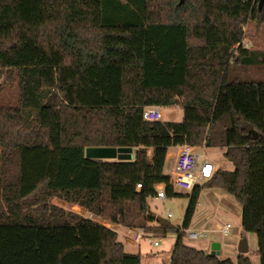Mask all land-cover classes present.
<instances>
[{
  "label": "trees",
  "instance_id": "trees-1",
  "mask_svg": "<svg viewBox=\"0 0 264 264\" xmlns=\"http://www.w3.org/2000/svg\"><path fill=\"white\" fill-rule=\"evenodd\" d=\"M58 18L0 0V264H145L114 225L178 233L168 264H252L186 244L178 227L154 225L149 197L166 184L169 148H224L217 169L191 195L189 227L203 186L233 195L264 264V81L237 67L264 66L244 44L264 25V0H48ZM1 96V95H0ZM180 104L183 119L146 120L149 105ZM257 133L258 137L253 138ZM92 146L133 147L132 159L89 158ZM166 264V263H161Z\"/></svg>",
  "mask_w": 264,
  "mask_h": 264
},
{
  "label": "rangeland",
  "instance_id": "rangeland-1",
  "mask_svg": "<svg viewBox=\"0 0 264 264\" xmlns=\"http://www.w3.org/2000/svg\"><path fill=\"white\" fill-rule=\"evenodd\" d=\"M48 3V0H24V13L31 14L32 11V14H36L34 17L36 19L55 20L58 18L57 9L53 5H48ZM243 42L249 48L264 49V25L260 27L254 21L247 23ZM237 73L243 80L257 79L264 81L263 65H240V67H237ZM18 94L17 85L7 84L2 88V92H0L1 103L16 104ZM161 109L164 115L163 119L165 120L180 121L183 119L184 112L180 104L166 107L161 106ZM204 146H198L196 151L203 152L201 148ZM223 152L224 148L220 146L209 147L207 149V155L215 163L217 169L233 170L234 164L224 156ZM117 159L122 160V158ZM173 190L174 194L167 196L165 199L157 198L156 196L149 197L150 209L155 216V220L151 221V224L160 225L157 222V218L162 217L169 220L172 226L180 228L184 235L185 233L182 229L184 228L185 217L193 192L176 185H174ZM199 201L200 203L198 202L199 204L192 217V224L189 227L193 229L206 227L209 230L208 235L201 239H189L184 235L183 241L188 245L203 249L209 253L212 251L213 242H220L222 245L220 257L236 259L239 254V242L242 238L246 237L249 242V252L247 254L251 257L252 264H260L258 236L255 232L246 231L243 228L242 207L236 198L220 188L203 186L199 195ZM50 203L92 217L107 226L114 225L105 219L88 213L78 205L65 203L58 197L51 198ZM236 206L239 207V210L234 211L233 207ZM169 212L172 213L170 217L168 216ZM227 222H231L233 225L229 235H225L221 231L222 226ZM134 232L135 229L131 227L119 226V240L126 243L127 250L133 253L141 252L143 263L145 264L169 263L172 249L178 238L176 231L171 230L167 233L152 231L151 233L154 235V238H161V244L158 246L149 242L146 237L136 243H132L128 239L132 237Z\"/></svg>",
  "mask_w": 264,
  "mask_h": 264
},
{
  "label": "built area",
  "instance_id": "built-area-1",
  "mask_svg": "<svg viewBox=\"0 0 264 264\" xmlns=\"http://www.w3.org/2000/svg\"><path fill=\"white\" fill-rule=\"evenodd\" d=\"M143 116L146 120L151 121L163 120L164 117L161 106L159 105L146 106ZM196 149V146L188 143L180 145V151L177 155L172 174L170 175V184L172 187L176 185L180 188L194 192L197 186L204 184L216 172L217 166L207 155L208 147L206 145L202 147L201 149H203V152H197ZM156 197L161 199L167 198L165 183L157 185ZM168 216H172V213L169 212ZM232 227V223L227 222L222 226L221 231L225 235H229L232 231ZM182 231L189 239H201L208 235L209 230L187 227L183 228ZM145 237L155 246L161 244V238H154V235L151 232L146 231L143 227L135 229V232L132 235V240L134 242H138L140 239Z\"/></svg>",
  "mask_w": 264,
  "mask_h": 264
},
{
  "label": "water",
  "instance_id": "water-1",
  "mask_svg": "<svg viewBox=\"0 0 264 264\" xmlns=\"http://www.w3.org/2000/svg\"><path fill=\"white\" fill-rule=\"evenodd\" d=\"M263 4V0L260 3V7ZM253 138H257L258 134L254 133ZM86 156L89 158H103V159H132L134 157L133 147H108V146H92L86 149ZM157 222L160 225H170L171 222L165 218L158 217ZM239 253L247 254L249 252V242L246 237L242 238L238 245ZM212 255H221V243L213 242Z\"/></svg>",
  "mask_w": 264,
  "mask_h": 264
},
{
  "label": "crops",
  "instance_id": "crops-1",
  "mask_svg": "<svg viewBox=\"0 0 264 264\" xmlns=\"http://www.w3.org/2000/svg\"><path fill=\"white\" fill-rule=\"evenodd\" d=\"M182 107V106H181ZM209 148V147H208ZM180 151V146H172L169 148V151H168V154H167V157H166V163H165V174L167 175H171L172 174V170L175 166V163H176V158H177V155ZM198 202L200 203V201L198 200ZM198 203V204H199ZM197 204V205H198ZM237 207V206H236ZM233 207V210H239V207ZM192 224V219H191V222L189 224V226H191ZM110 225V224H109ZM110 226H114V228L116 229V231L118 232V236H119V226L120 225H110ZM133 228V227H131ZM133 229H136V228H133ZM199 229H207L206 227H199ZM208 230V229H207ZM128 239V238H127ZM129 241H131L132 243H136L132 240V237L128 239ZM124 246H125V249H126V243L122 240H120ZM127 250V249H126ZM129 251V250H127ZM130 252V251H129ZM135 253H138V252H135ZM221 253H222V245H221Z\"/></svg>",
  "mask_w": 264,
  "mask_h": 264
}]
</instances>
